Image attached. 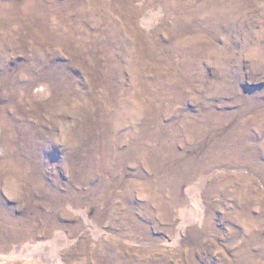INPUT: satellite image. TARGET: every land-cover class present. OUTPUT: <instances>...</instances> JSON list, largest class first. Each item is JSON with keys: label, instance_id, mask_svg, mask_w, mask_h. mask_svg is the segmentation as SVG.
Segmentation results:
<instances>
[{"label": "rangeland", "instance_id": "rangeland-1", "mask_svg": "<svg viewBox=\"0 0 264 264\" xmlns=\"http://www.w3.org/2000/svg\"><path fill=\"white\" fill-rule=\"evenodd\" d=\"M0 264H264V0H0Z\"/></svg>", "mask_w": 264, "mask_h": 264}]
</instances>
